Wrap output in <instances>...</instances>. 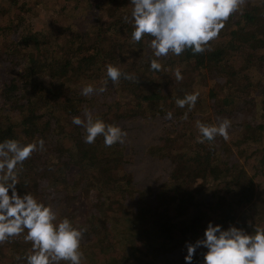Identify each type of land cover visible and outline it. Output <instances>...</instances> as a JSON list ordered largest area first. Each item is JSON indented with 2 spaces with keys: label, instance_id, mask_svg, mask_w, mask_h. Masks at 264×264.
Wrapping results in <instances>:
<instances>
[{
  "label": "trees",
  "instance_id": "1",
  "mask_svg": "<svg viewBox=\"0 0 264 264\" xmlns=\"http://www.w3.org/2000/svg\"><path fill=\"white\" fill-rule=\"evenodd\" d=\"M73 1L81 26L72 22L57 41L53 29L23 15V0H0V40L8 41L0 47V141H45L43 151L23 162L18 193L29 191L51 204L58 219L68 216L75 191L52 193L79 170L82 188L76 181L71 185L83 191V182L95 184L96 207L115 210L116 202L125 219L94 213L79 225L87 226L82 264H184L185 243L201 237L208 221L246 231L264 225V0H245L204 52L186 49L158 58L159 72L149 68L155 58L151 37L131 40L132 24L124 19L130 16L129 0H99L96 7L92 0ZM107 64L134 73L137 82L121 78L109 81L103 93L81 95L83 86L99 87L106 79ZM193 91L199 96L191 110L176 106L177 98ZM84 108L114 124L137 116L166 119L172 112L167 120L174 128L163 127L143 151L165 161L167 175L138 184L132 173L122 172L123 144L106 147L101 136L84 143V129L71 123ZM224 117L231 121L227 140L197 142L198 121L212 124ZM246 163H254L261 184ZM205 184L210 187L204 194ZM118 224L127 231L121 247L108 230ZM30 249L22 236L0 243V264H25L16 257ZM199 259L194 256L193 264Z\"/></svg>",
  "mask_w": 264,
  "mask_h": 264
},
{
  "label": "clouds",
  "instance_id": "2",
  "mask_svg": "<svg viewBox=\"0 0 264 264\" xmlns=\"http://www.w3.org/2000/svg\"><path fill=\"white\" fill-rule=\"evenodd\" d=\"M130 16L124 19L132 24L131 40L140 42L150 36L148 47L155 57L149 60V68L159 72L162 64L158 58L169 53L179 56L186 49L193 54L206 50L224 28L229 17L241 11L245 0H129ZM210 50V49H209ZM106 79L99 87L87 84L81 95L103 93L109 81L121 78L137 82L134 73L124 72L119 67L107 64ZM175 79L183 76L179 69ZM199 96L193 91L177 98L179 108L191 110ZM185 118L187 113L184 114ZM172 119V112L165 113ZM73 125L84 129V143L92 144L98 136L103 144L111 147L123 144L127 132L118 124L106 123L88 108L83 114L71 118ZM231 121L227 117L217 118L216 123H197L198 143L214 141L217 136L227 140ZM45 141L38 138L31 142L17 139L0 141V243L13 237H23L31 243L25 255L17 256L25 264H82L84 253L81 241L87 226L74 224L68 217L58 219L52 205L38 199L29 191L18 193V173L23 162L34 152L43 151ZM203 249L201 253L199 250ZM194 256L202 257L198 264H264V225H252L251 231L229 224L224 228L219 223L208 221L201 237L185 243L184 264H193Z\"/></svg>",
  "mask_w": 264,
  "mask_h": 264
},
{
  "label": "rangeland",
  "instance_id": "3",
  "mask_svg": "<svg viewBox=\"0 0 264 264\" xmlns=\"http://www.w3.org/2000/svg\"><path fill=\"white\" fill-rule=\"evenodd\" d=\"M99 0H92L90 4L96 7ZM23 5L21 7V11L24 12L23 15H26L31 19L33 24L37 26H41L48 29H53L54 39L59 40L65 35H63L64 30L69 26L72 22L77 23V25L81 22V17L79 15H74L76 11L73 6H75V2L73 0H23ZM66 12V15L63 12ZM82 10L79 11V13ZM78 13V14H79ZM103 13V11H101ZM99 13V15L101 14ZM82 23V22H81ZM109 34L106 33V37ZM93 44V42H91ZM8 41L4 39L3 41L0 40V47L3 48ZM19 52H23V50H19ZM110 83V82H109ZM111 84V83H110ZM200 87V85L198 86ZM126 96V95H125ZM127 97V96H126ZM199 116L203 117V111L199 112ZM176 118V117H174ZM118 125H120L126 132L127 137L125 138V142L123 143V156L124 162L121 164L122 172H129L133 174V179L138 183H155L157 180L164 178L167 175L169 170V166L163 160L157 159L155 157H148L146 156L143 151L149 146L151 142H155L156 138L161 135V129L168 128L173 129V121H169L167 119H150L141 118L137 116V118H123ZM205 120V118H204ZM201 122L202 121H198ZM20 131V129H17ZM143 132V134H141ZM185 133L181 132L178 137L183 136ZM175 144L173 145V147ZM246 169L253 177V180L259 185L261 184L260 175L256 174L254 163H246ZM112 173H116L112 171ZM71 180H69L68 184L62 185L61 183L56 187L54 193L52 195H62L63 192L71 193V191H75V197L71 203L70 207V215H65V217L70 218L74 224L80 225L84 223V219L93 217L95 213L96 216H100L103 214H114L119 215L120 218L125 219V215L120 212V208L116 205V202H113L112 208L115 210H110L103 206L96 207V199L98 189L96 185L92 184L91 182H83L84 185L83 191L78 190V188L72 186L71 181H76V185L81 187L80 180V172L79 170H74L70 173ZM140 182V183H139ZM199 182V181H198ZM197 182V183H198ZM111 186V185H110ZM145 186V185H142ZM209 188L210 185L205 184L204 186V194L207 192L205 190ZM87 188V190H85ZM112 198L113 193L111 192ZM108 205L107 203H104ZM102 210V213L100 211ZM210 214H213L211 211ZM113 228H108L109 235L112 237L119 247L122 246L124 233L127 232L124 230L123 225H114ZM112 239V241H113ZM114 243V242H113ZM117 256V254H115Z\"/></svg>",
  "mask_w": 264,
  "mask_h": 264
}]
</instances>
